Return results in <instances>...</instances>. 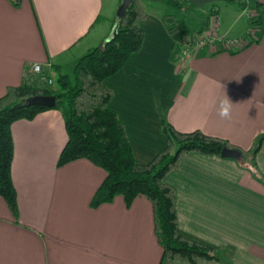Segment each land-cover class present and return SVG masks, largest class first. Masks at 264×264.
Masks as SVG:
<instances>
[{
	"label": "crops",
	"instance_id": "crops-1",
	"mask_svg": "<svg viewBox=\"0 0 264 264\" xmlns=\"http://www.w3.org/2000/svg\"><path fill=\"white\" fill-rule=\"evenodd\" d=\"M121 3L0 0V97L19 86L34 65L54 81L65 68L74 71L81 57L115 34ZM261 3V19L243 49L231 52L216 45L189 52L185 59L175 41L185 31L148 12L141 23V51L107 80L113 91L109 108L123 123L138 165L149 164L165 149L162 123L180 133L200 131L244 151L264 135ZM225 95L233 104L231 119L218 115ZM11 131L18 219L0 197V264H184L163 259L147 199L138 197L127 207L116 197L92 208L106 172L87 160L57 166L67 143L59 111L16 121ZM165 182L175 192L179 230L220 253V261L195 264H264V141L255 169L236 159L190 153Z\"/></svg>",
	"mask_w": 264,
	"mask_h": 264
},
{
	"label": "trees",
	"instance_id": "trees-1",
	"mask_svg": "<svg viewBox=\"0 0 264 264\" xmlns=\"http://www.w3.org/2000/svg\"><path fill=\"white\" fill-rule=\"evenodd\" d=\"M12 1L18 5L19 0ZM161 1L177 10L191 3V0ZM220 1L242 12L247 5L246 0ZM256 4L259 8L263 6L261 0H256ZM147 17L143 0H133L125 16L116 20L115 34L78 60L73 80L59 73L54 81L57 87L55 90L30 71L22 78L19 86L8 88L5 95L0 97V197L17 220L16 190L11 178L14 157L12 124L20 120H33L48 110H57L62 115L67 132V143L61 151L57 166L87 160L106 172V178L92 199V208L109 204L116 197H122L129 207L136 198L143 197L152 206L154 234L162 249L163 259L184 264H195L198 260L220 261V253L216 248L195 241L179 230L175 192L165 180L178 169L188 154L221 157L225 148L239 154L236 161L242 166L255 169L256 155L264 135L258 138L250 150L244 151L200 131L180 133L171 125L162 123L160 132L166 139L165 149L147 165L135 162L125 127L109 108L113 91L107 80L120 72L132 55L141 51L144 42L141 23ZM161 21L167 26L175 19L164 16ZM252 24L250 21V26ZM37 97H55L56 104L53 108L25 105L28 100Z\"/></svg>",
	"mask_w": 264,
	"mask_h": 264
},
{
	"label": "rangeland",
	"instance_id": "rangeland-1",
	"mask_svg": "<svg viewBox=\"0 0 264 264\" xmlns=\"http://www.w3.org/2000/svg\"><path fill=\"white\" fill-rule=\"evenodd\" d=\"M143 5L147 13H154L160 18L164 16L173 17L175 21L168 25H172L173 27L177 25L175 29L181 28L185 31V35L192 38L198 36L200 31H212L220 39L232 40L237 37L242 39L250 28V21L245 12L240 11L235 6L227 5L222 1L206 4L204 8H199L194 2H191L181 10L173 9L162 1L149 2L143 0ZM247 6L248 5H246V7ZM214 12L216 13L214 14ZM235 20H238V24L235 29L232 30ZM179 32L178 34H184L182 31ZM100 45L101 43L96 44L94 48ZM63 72L73 80L72 68H65ZM52 87L55 90L57 89L55 83Z\"/></svg>",
	"mask_w": 264,
	"mask_h": 264
},
{
	"label": "built area",
	"instance_id": "built-area-1",
	"mask_svg": "<svg viewBox=\"0 0 264 264\" xmlns=\"http://www.w3.org/2000/svg\"><path fill=\"white\" fill-rule=\"evenodd\" d=\"M247 6L243 12H245L246 16L248 17L249 21H251L252 26H250L246 36L242 39H220L214 33L210 34L209 36H196L195 38L189 37L188 35L178 34L176 37V43L179 45L180 49V56L182 59L188 57L189 52L203 50L207 47H212L216 45H221L224 49L236 52L243 49L246 45L249 44V41H252L253 37V29L258 24L261 19L260 12L263 11L262 7L259 8L256 4V1L250 2V0H246ZM31 72L37 74L41 82L47 84L48 86L54 85V80L49 78L45 72L42 70L40 65H34L32 67Z\"/></svg>",
	"mask_w": 264,
	"mask_h": 264
},
{
	"label": "water",
	"instance_id": "water-1",
	"mask_svg": "<svg viewBox=\"0 0 264 264\" xmlns=\"http://www.w3.org/2000/svg\"><path fill=\"white\" fill-rule=\"evenodd\" d=\"M121 6L118 9L117 12V19H121L123 16H125V14L127 13L128 9L130 8V6L133 3V0H121ZM145 1H149V2H159L161 0H145ZM220 0H191V2H194L195 5L197 7H202L206 4H210L213 2H217ZM42 105L48 108H53L56 104V99L55 97H37V98H33L28 100L25 105ZM221 157L225 158V159H237L239 157V154L233 150L230 149H223V151L221 152Z\"/></svg>",
	"mask_w": 264,
	"mask_h": 264
},
{
	"label": "clouds",
	"instance_id": "clouds-1",
	"mask_svg": "<svg viewBox=\"0 0 264 264\" xmlns=\"http://www.w3.org/2000/svg\"><path fill=\"white\" fill-rule=\"evenodd\" d=\"M232 103L225 95L219 103L218 115L223 119H231Z\"/></svg>",
	"mask_w": 264,
	"mask_h": 264
}]
</instances>
